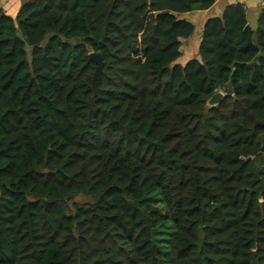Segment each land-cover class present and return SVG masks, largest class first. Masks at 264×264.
I'll use <instances>...</instances> for the list:
<instances>
[{
	"label": "trees",
	"instance_id": "trees-1",
	"mask_svg": "<svg viewBox=\"0 0 264 264\" xmlns=\"http://www.w3.org/2000/svg\"><path fill=\"white\" fill-rule=\"evenodd\" d=\"M214 4L0 9V264H264V0Z\"/></svg>",
	"mask_w": 264,
	"mask_h": 264
},
{
	"label": "crops",
	"instance_id": "crops-1",
	"mask_svg": "<svg viewBox=\"0 0 264 264\" xmlns=\"http://www.w3.org/2000/svg\"><path fill=\"white\" fill-rule=\"evenodd\" d=\"M25 0H0V9L8 16L14 17L20 8L21 4ZM231 0H215L214 6L204 12H195L190 15H185L191 23L197 26L198 32H200L203 23L212 17H219L221 16L224 9L228 6ZM234 1H241L246 6L247 12V19L251 29L256 28V21L258 17V12L260 7L262 6V0H234Z\"/></svg>",
	"mask_w": 264,
	"mask_h": 264
},
{
	"label": "water",
	"instance_id": "water-1",
	"mask_svg": "<svg viewBox=\"0 0 264 264\" xmlns=\"http://www.w3.org/2000/svg\"><path fill=\"white\" fill-rule=\"evenodd\" d=\"M89 58L96 65L95 71H94L93 76H92V88L95 90L97 85H98V83H99L100 77H101L102 68H103V62H102V59H101L100 55L95 54V53H90L89 54ZM223 96H224V94L221 91L215 93L208 100L206 106L208 108H212V107L217 106L221 102ZM251 264H258L257 260H256V257H255V252H253V254H252Z\"/></svg>",
	"mask_w": 264,
	"mask_h": 264
},
{
	"label": "rangeland",
	"instance_id": "rangeland-1",
	"mask_svg": "<svg viewBox=\"0 0 264 264\" xmlns=\"http://www.w3.org/2000/svg\"><path fill=\"white\" fill-rule=\"evenodd\" d=\"M27 1H28V0H27ZM185 47H186L185 50L187 51V50L189 49V47H190V48L194 47V44L191 42V44H190L189 47H188V46H185ZM86 200H87V199L81 197V198H78L76 201L79 202V203H84V202H86Z\"/></svg>",
	"mask_w": 264,
	"mask_h": 264
}]
</instances>
